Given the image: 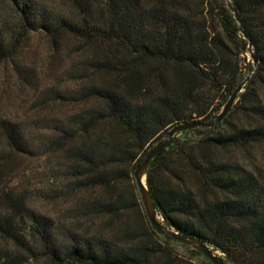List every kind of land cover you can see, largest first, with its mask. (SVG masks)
Segmentation results:
<instances>
[{
  "label": "trees",
  "instance_id": "16d2710c",
  "mask_svg": "<svg viewBox=\"0 0 264 264\" xmlns=\"http://www.w3.org/2000/svg\"><path fill=\"white\" fill-rule=\"evenodd\" d=\"M61 1L58 8L0 0V60L13 62L36 92L33 102L89 103L29 126L0 119V140L15 155L59 154L63 195L73 199L69 220H56L24 193L1 190L0 264H215L149 223L134 170L173 125L223 109L253 67L250 42L257 63L226 116L189 129L193 139L178 132L153 158L146 181L159 221L220 252L226 264H264V171L229 155L264 147V0H229L244 33L227 0ZM34 32L56 47L84 43L81 59L64 69L72 80L65 89H40L33 67L17 59ZM97 217L118 227L96 231ZM172 243L190 257L173 255Z\"/></svg>",
  "mask_w": 264,
  "mask_h": 264
},
{
  "label": "rangeland",
  "instance_id": "374dc122",
  "mask_svg": "<svg viewBox=\"0 0 264 264\" xmlns=\"http://www.w3.org/2000/svg\"><path fill=\"white\" fill-rule=\"evenodd\" d=\"M41 1L58 8L63 6L61 0ZM84 47V43L77 39L62 41L56 47L43 33L34 32L30 33L22 43L23 52L18 54L17 59L33 67L40 89L47 85H51L56 89H65L71 84L72 80L66 75H62L64 69L81 59V49ZM250 58V54L247 53V61ZM22 80L19 72L17 73L14 69L11 60H0V119L7 118L21 121V123L24 122L25 125L29 126L33 122V118H64L78 111L81 107L89 105V103L74 104L72 102H50L49 104L40 105L37 99V102H33L36 92L23 86ZM235 120V118H232V121ZM236 122L239 121L236 120ZM187 136L193 139L195 138V132L189 130ZM2 149L5 151L3 153H5L6 158H1L0 161L7 159L8 164L5 162V164L0 165V191L10 190L14 194L24 193L27 202L36 210L56 220L68 221L73 199L71 195H63L67 191L68 179L63 177V160L59 159V154L50 151L38 157L15 155L0 140V150ZM243 153L231 149L229 155L234 161H238L243 165L247 164L250 169L255 164L264 171L263 146L254 148L250 154ZM0 156H3V154ZM87 193L84 191L82 194L87 195ZM118 223L119 221H116L113 224L114 226L109 227V224L106 221L104 222L103 217H97L93 220L91 227L106 234L110 230H116ZM169 248L172 254L177 255L180 260L190 257V250L179 243H172ZM216 253L221 256L220 252L217 251ZM22 264L50 263L45 258L38 260L30 258Z\"/></svg>",
  "mask_w": 264,
  "mask_h": 264
},
{
  "label": "water",
  "instance_id": "95a60500",
  "mask_svg": "<svg viewBox=\"0 0 264 264\" xmlns=\"http://www.w3.org/2000/svg\"><path fill=\"white\" fill-rule=\"evenodd\" d=\"M227 6L231 9V11L234 13L238 23L240 24L239 18L235 11L233 10L231 3L229 0H227ZM240 29L244 33L241 24ZM253 44L252 42L249 43V53L251 55L252 61H253V67L249 71V73L246 75V77L239 83V85L236 87V89L233 91V93L230 95L228 101L225 103L223 109L216 115L212 116L208 120H194V121H187L183 123H178L173 125L171 128H169L164 136L158 140L154 145H152L143 160L138 164V166L134 170V180L137 185V189L140 193L143 206L145 209V213L147 216V219L151 225H153L156 229H158L161 233L168 234L172 236L173 238L192 246L193 248H196L200 252L204 253L207 257H209L215 264H226L224 259L218 255L215 251H213L207 244L203 243L196 237H192L189 235L180 234L177 231H175L173 228L165 225L161 221H159L157 216V210L156 206L153 200V197L148 189L146 176H147V170L153 160V158L158 154L161 150L167 147L168 143L171 141V139L178 133L182 131H186L195 127H212L215 124L222 121V119L226 116L228 111L230 110L231 106L235 102L237 95L239 92L243 90V86L247 82L248 78L250 77L251 73L253 72L257 60L255 56L253 55L252 50Z\"/></svg>",
  "mask_w": 264,
  "mask_h": 264
}]
</instances>
